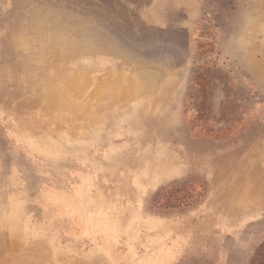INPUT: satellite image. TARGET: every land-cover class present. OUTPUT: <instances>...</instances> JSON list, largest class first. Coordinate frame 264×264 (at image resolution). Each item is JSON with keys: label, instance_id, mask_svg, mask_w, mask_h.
Returning a JSON list of instances; mask_svg holds the SVG:
<instances>
[{"label": "rangeland", "instance_id": "obj_1", "mask_svg": "<svg viewBox=\"0 0 264 264\" xmlns=\"http://www.w3.org/2000/svg\"><path fill=\"white\" fill-rule=\"evenodd\" d=\"M43 2L0 0V264H264V0L107 5L185 49L157 77L178 108L161 136L119 120L157 113L151 93L69 120L23 88L8 41Z\"/></svg>", "mask_w": 264, "mask_h": 264}, {"label": "bare ground", "instance_id": "obj_2", "mask_svg": "<svg viewBox=\"0 0 264 264\" xmlns=\"http://www.w3.org/2000/svg\"><path fill=\"white\" fill-rule=\"evenodd\" d=\"M97 1H90L92 6L88 3L87 8L81 0H44L50 10L29 14L21 11L16 15L13 27L22 34L9 37L8 56L15 61L16 69L28 77V85L23 88L38 95L47 108L69 110V120L79 119L87 108L92 112L95 103H106L104 107L128 104L151 93L158 104L157 113L145 117L138 112L144 105L133 104L132 114L122 115L119 120L128 118L149 126L163 123L162 129L154 128L150 135H164L178 108L167 99L157 100L162 90L157 77L164 72L165 78L166 72L184 61L185 49L178 47L170 24L167 37L158 40L150 36L146 43L126 27L127 20L121 13L106 9L112 0ZM181 7L178 4L175 9ZM154 16L151 15L152 23L156 22ZM175 18L183 20V13ZM146 28L141 27V38L148 32ZM177 86L182 87V82ZM262 213L259 210L255 214Z\"/></svg>", "mask_w": 264, "mask_h": 264}]
</instances>
